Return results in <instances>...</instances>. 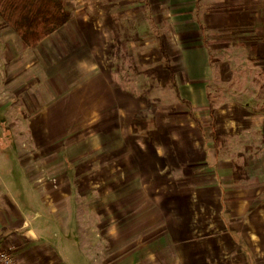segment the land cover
<instances>
[{"label":"crops","instance_id":"1","mask_svg":"<svg viewBox=\"0 0 264 264\" xmlns=\"http://www.w3.org/2000/svg\"><path fill=\"white\" fill-rule=\"evenodd\" d=\"M66 2L69 22L35 48L24 47L0 17L4 83L14 96L40 84L56 98L58 110L70 102L74 115L105 118L108 132L120 133V145H114L125 151L127 139L141 145L124 162L135 165L136 196L174 202L146 243H135V252L112 255L117 241L92 239L109 245L90 248L93 264H264V0ZM145 20L159 34V51L163 45L169 56L174 79L162 56L163 76L179 102H153L156 125L148 136H136L132 118L149 111L150 101L142 90L128 91L122 64L115 61L129 46L142 44ZM21 79L24 88L18 90ZM202 107L208 110L197 109ZM211 109L220 144L211 135ZM150 139L152 149L145 143ZM176 149L183 158L174 166ZM146 181L154 183L145 187ZM160 183L167 189L155 191ZM16 223L0 207V247L13 246L18 264H64L25 223L17 232Z\"/></svg>","mask_w":264,"mask_h":264},{"label":"rangeland","instance_id":"2","mask_svg":"<svg viewBox=\"0 0 264 264\" xmlns=\"http://www.w3.org/2000/svg\"><path fill=\"white\" fill-rule=\"evenodd\" d=\"M144 24L142 44L129 46L128 54L115 63L122 64L121 82L128 91L137 89L150 102L159 99L167 107L179 101L173 99L174 87L162 71L159 34L147 28L149 21ZM133 38L134 33L126 39ZM0 66V207L17 221L13 227L21 232L25 223L32 236L65 259L64 264H93L90 248L96 236L117 241L112 255L135 252L139 248L135 243L148 239L162 225L157 221H166L168 207L174 203L156 194L136 196V183L131 180L135 165L125 161L130 162L141 145L122 136L128 149L121 150L120 133L110 134L105 118L74 115L77 111L68 108L70 102L58 110L56 98L40 84L14 96L4 83L8 66ZM23 82L18 80V90L24 88ZM43 104L49 108L42 110ZM145 114L151 115L150 111ZM145 143L152 149L151 139ZM182 154V149L173 150L174 166ZM147 183L154 182L146 181L145 187ZM161 185L154 190L167 189ZM122 240L126 243L119 244ZM9 247L13 246L0 249ZM108 247L100 242L93 250Z\"/></svg>","mask_w":264,"mask_h":264},{"label":"trees","instance_id":"3","mask_svg":"<svg viewBox=\"0 0 264 264\" xmlns=\"http://www.w3.org/2000/svg\"><path fill=\"white\" fill-rule=\"evenodd\" d=\"M66 0H0V17L21 38L24 47L35 48L47 37L65 26L70 20ZM160 52L165 61V68L171 72L172 80L174 71L169 65V56L161 45ZM148 109L151 116L138 113L132 118V132L136 136H148L156 125V105L149 102ZM198 110H208L206 107ZM211 111V135L215 143L221 141L215 127V114Z\"/></svg>","mask_w":264,"mask_h":264},{"label":"built area","instance_id":"4","mask_svg":"<svg viewBox=\"0 0 264 264\" xmlns=\"http://www.w3.org/2000/svg\"><path fill=\"white\" fill-rule=\"evenodd\" d=\"M15 251L14 247L0 249V264H18Z\"/></svg>","mask_w":264,"mask_h":264}]
</instances>
